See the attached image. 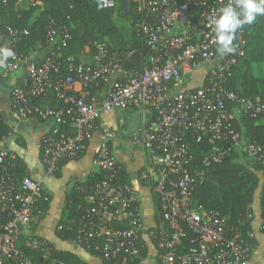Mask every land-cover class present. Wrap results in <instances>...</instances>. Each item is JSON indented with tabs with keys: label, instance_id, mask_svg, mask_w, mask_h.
<instances>
[{
	"label": "built area",
	"instance_id": "2783aa9c",
	"mask_svg": "<svg viewBox=\"0 0 264 264\" xmlns=\"http://www.w3.org/2000/svg\"><path fill=\"white\" fill-rule=\"evenodd\" d=\"M34 7L42 0H27ZM102 7L114 8L115 0H99ZM227 0H137L138 17L134 29L144 48L138 67H128L137 49L118 50L106 42L95 43L89 63L66 58L68 74L55 75L61 66V50L71 38L63 23L48 17V54L42 59L23 55L16 47L18 31L0 25V46L10 47L15 55L0 68V76L16 74L19 83L10 96L21 117L36 116L52 125L41 139V163L54 173L62 161L79 158L92 133L100 130L102 144L92 158L97 170L107 176L96 182L73 181L85 196L89 207L79 219L77 244L94 246L105 258L123 263L127 255L138 256L141 235L138 193L130 183L117 180L121 164L106 144L114 130L98 122L104 109L126 110L141 107L149 118L131 135V143L141 145L150 161L139 173V182L152 190L160 208V220L166 228L159 239L160 254L156 264H247L252 244L239 228H228L221 214L191 203L195 184L203 179L192 164L189 139L206 143L209 151L202 158L204 167L221 162L233 152L245 153L251 165L264 169V145L245 141L239 129L247 119L264 115V101L238 95L228 87L235 66L245 54V38L239 30L234 44L237 51L218 58L211 43L214 33L207 26L214 13ZM203 66L199 85L180 88L183 71ZM191 73V72H190ZM80 85L79 90L73 84ZM103 84L106 89L98 103L87 99L86 87ZM48 90L65 102L64 107L40 104L38 98ZM69 131L60 129L65 123ZM12 157L1 149L0 161ZM43 192V181L30 176L17 179L6 165L0 170V210L7 220L0 225V264H35L23 248L47 251L43 240L35 236L34 207ZM123 222V226H113ZM264 225L262 220L261 228ZM186 229L194 235L189 245H181ZM182 248V250H181ZM117 262V260H116Z\"/></svg>",
	"mask_w": 264,
	"mask_h": 264
},
{
	"label": "trees",
	"instance_id": "16d2710c",
	"mask_svg": "<svg viewBox=\"0 0 264 264\" xmlns=\"http://www.w3.org/2000/svg\"><path fill=\"white\" fill-rule=\"evenodd\" d=\"M19 0H0V25L11 26L21 31L26 29L27 35L21 36L16 49L23 55H29L31 48L35 44H46L48 17L53 18L58 23H63L69 30L71 38L67 46L61 50V66L57 74L65 76L68 74L66 68V58H71L74 62L82 61L80 54L89 49L91 57L95 52V43L106 42L111 48L127 50L136 48V53L132 56V61L128 67H138L144 60L140 50L144 48L142 40L134 29V23L138 17L136 9L137 0H115L114 8L102 7L99 0H42V8L38 15L31 20L34 7L28 9H18L16 4ZM116 15L130 23V35L126 37L114 21V11ZM245 38V54L237 66L234 67L228 80V87L233 89L238 95L249 98H260L264 101V74L258 76L254 72V66L264 63V16H257L251 25H244L241 29ZM84 62V61H83ZM89 63V62H84ZM20 81V80H19ZM103 84H90L86 87L87 99L92 100L95 94L102 91ZM40 104L51 107H64L65 102L58 98L52 90H48L45 95L38 98ZM36 117V116H35ZM38 118V117H37ZM40 119V118H39ZM42 120V119H41ZM60 129L69 131L65 123ZM243 132L245 141H256L264 145V115L258 120L247 119L238 126ZM10 128L0 118V139L9 134ZM85 148L79 152V157L84 153ZM189 152L192 157V164L203 173V179L194 185L191 192V203L203 206L205 209L218 211L224 217L228 228H239L244 234L251 231V202L255 191L261 186V216L264 219V169L261 163L250 166L237 161L238 152H233L221 162L204 167L202 165L203 156L209 151L206 143H197L193 139L188 140ZM42 148L40 145L39 158L41 160ZM243 156L246 158L245 153ZM78 159V158H76ZM66 161V160H65ZM62 161L59 168L53 173L59 175L60 167L65 162ZM6 165L17 179L25 176V164L16 154L12 157H5L0 161L1 167ZM117 172V180L121 183H128L123 166ZM107 176L106 171L95 169L86 180L88 183L96 182ZM44 192L37 198L34 207V215L37 213L39 205L45 206L47 200ZM89 204L85 200L83 193L75 187L68 192L65 197L63 218L56 223V234L59 238L71 240L77 244V231L80 225L79 219L85 213ZM7 220L6 214L0 210V225ZM123 222H113V226H123ZM264 232V225L261 228ZM154 237L153 243L159 245V235L156 229L151 230ZM190 230L186 229V235L181 238L182 247H187L193 238ZM38 237V236H37ZM40 238V237H39ZM42 239V238H41ZM247 239L251 244L255 240L253 236ZM44 246L49 250L50 255L43 257L42 249L23 248L24 252L35 264H88L75 252L60 250L55 248L47 240L42 239ZM90 254L100 258L101 264H139L145 256L144 241L140 235L137 240V248L140 250L138 256L127 255L125 261L116 258H105L104 254L89 245H78ZM160 254V247L158 246ZM117 260V262H116ZM2 264H14L6 261Z\"/></svg>",
	"mask_w": 264,
	"mask_h": 264
},
{
	"label": "crops",
	"instance_id": "0c3cea01",
	"mask_svg": "<svg viewBox=\"0 0 264 264\" xmlns=\"http://www.w3.org/2000/svg\"><path fill=\"white\" fill-rule=\"evenodd\" d=\"M18 9H28L30 5L27 0H19L16 4ZM42 4L34 6L31 20L41 10ZM50 44H35L31 48L30 56L34 59H42L49 50ZM80 58L84 62L91 61V53L86 48ZM264 65V63H258ZM191 72V73H190ZM205 68L197 67L193 71L185 69L182 74L180 88H192L202 81ZM257 74L258 76H262ZM19 83V77L11 74L7 77L0 76V118L10 128L9 134L0 139V150L5 149L12 154L19 156L25 164V174L43 181L44 198L47 200L45 206L39 205L35 215V222L31 231L35 236L47 240L55 248L75 252L88 264H101L100 258L90 254L84 248L76 245L71 240L61 239L56 234V223L64 216L63 210L65 197L72 190L73 181L84 182L96 169L92 164V158L102 144L101 132L96 130L92 133L88 145L82 156L78 159L66 160L60 167L59 175L48 173L39 158L41 139L51 127L50 120H41L35 116H19L12 104L10 89ZM81 87L78 83L73 84L74 90ZM102 91L92 98L99 102ZM149 118V114L143 112L141 107H134L126 110L104 109L101 111L98 122L100 125L112 128L114 136L107 140L106 144L111 153L123 166L126 180L138 193V207L141 218V237L144 241L145 256L139 264H156L159 260L158 246L153 243L152 229H156L159 239L166 225L160 220V208L155 202L152 190L139 182L138 173L140 169L149 163L148 152L139 144L131 143V135ZM237 161H240L237 159ZM261 186L257 188L251 202V231L254 237L252 244L251 258L247 264H264V232L261 230ZM182 250V248H181ZM49 250L44 251L43 257H49Z\"/></svg>",
	"mask_w": 264,
	"mask_h": 264
},
{
	"label": "clouds",
	"instance_id": "9594fccd",
	"mask_svg": "<svg viewBox=\"0 0 264 264\" xmlns=\"http://www.w3.org/2000/svg\"><path fill=\"white\" fill-rule=\"evenodd\" d=\"M257 16H264V0H227L217 13L208 21V27L214 33L211 43L216 48L218 58L234 54L237 51L234 40L244 25H251ZM14 51L0 46V68L6 67Z\"/></svg>",
	"mask_w": 264,
	"mask_h": 264
},
{
	"label": "rangeland",
	"instance_id": "374dc122",
	"mask_svg": "<svg viewBox=\"0 0 264 264\" xmlns=\"http://www.w3.org/2000/svg\"><path fill=\"white\" fill-rule=\"evenodd\" d=\"M114 21L116 22V24L118 25V27L121 29V31L123 32V34L128 37V35H130V23L129 21H126L122 18H119L117 15H116V10L114 11ZM254 72L257 73V74H261L262 72H264V65H260V64H256L254 66ZM238 159L247 164L248 165V168L249 170H251L253 167L250 166V162L243 156V153H238Z\"/></svg>",
	"mask_w": 264,
	"mask_h": 264
},
{
	"label": "bare ground",
	"instance_id": "6f19581e",
	"mask_svg": "<svg viewBox=\"0 0 264 264\" xmlns=\"http://www.w3.org/2000/svg\"><path fill=\"white\" fill-rule=\"evenodd\" d=\"M33 233V232H32Z\"/></svg>",
	"mask_w": 264,
	"mask_h": 264
}]
</instances>
